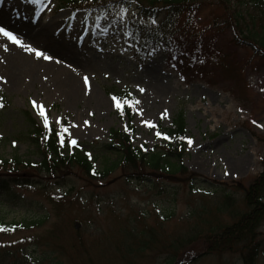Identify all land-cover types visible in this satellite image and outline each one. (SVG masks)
Segmentation results:
<instances>
[{"label":"rangeland","instance_id":"374dc122","mask_svg":"<svg viewBox=\"0 0 264 264\" xmlns=\"http://www.w3.org/2000/svg\"><path fill=\"white\" fill-rule=\"evenodd\" d=\"M57 1L0 0V23L52 57H37L0 34V160L11 172L36 175L0 196V215L39 222L0 233V264H264V179L254 184L264 176V54L236 34L229 17L236 6L191 0L173 14L134 0L89 1L77 6L96 8L82 22L86 11L59 10ZM94 25L108 35L95 36ZM124 92L139 101L132 123L118 116L113 100ZM33 99L50 120L70 127L67 141H77L94 174L75 163L59 166L58 175L28 168L27 161L45 155L33 128L47 126ZM180 112L186 137L180 171L118 163L105 144L113 129L140 150L166 152L171 137L156 133H167ZM251 185L262 189L261 206L249 222L235 225L249 214ZM225 196L231 205H224ZM227 226L233 232L223 241L231 240V250H211Z\"/></svg>","mask_w":264,"mask_h":264},{"label":"trees","instance_id":"16d2710c","mask_svg":"<svg viewBox=\"0 0 264 264\" xmlns=\"http://www.w3.org/2000/svg\"><path fill=\"white\" fill-rule=\"evenodd\" d=\"M92 1L93 3H102L105 0H58V8H64V7H77L80 6L81 3ZM137 1V3L142 4L143 6L147 8H155L159 11H167V13L176 14L177 12L181 11V9L184 6L189 5L191 0H147L148 4H144L141 0H134ZM226 4L230 5L233 4L236 7L234 8L233 13L231 14L230 20L231 24L234 26V30L236 31V34H238V37L241 39V41L251 42L256 45V47L261 50L264 54V0H223ZM90 3V2H89ZM230 3V4H229ZM250 6H253V10L250 9ZM257 9V13H255L254 9ZM230 7H226V10H229ZM203 49V48H201ZM194 50V49H189ZM259 59H261L264 63V55L260 56ZM122 97V109H118V113L121 117L128 116L130 119H132L133 114L131 113V109L128 111L129 104H124L123 99L126 98L129 102L133 101V98L129 96L127 93H121L120 98ZM132 98V100H131ZM4 99H2V102ZM127 111V112H126ZM175 130H173L174 133H182L184 130V118L181 113H179L175 120ZM33 132L36 134L35 142L38 143L39 149H42V154L44 155V158L41 162H31L27 161L29 164V169L32 170H39L40 168L43 170H46L48 174H51L52 172L56 173L58 172L59 166L67 167L68 163L71 164H80L81 166H84L86 171L88 173H92L93 169L91 166V163L88 162V160L85 157H80L79 153L74 154L73 149L69 150L68 155L63 156L62 152H60L61 148L58 145L57 135L54 134V132H50L48 128H40L39 126L37 128H33ZM111 140H118L122 141L120 144H117L116 142L111 141L112 147L117 153L118 163H123L127 166H132V168H136L137 162H142L143 167H149L151 169H163L166 170L170 166L173 167L174 171H180L184 169V167L181 164V157L183 156V148H175L172 149L171 152H168L167 154H163L162 152H149L147 154H143L141 150L138 148H133L131 142H127V136H121L120 134H117L116 131H111ZM44 140V141H43ZM3 141L2 138H0V143ZM41 141V142H40ZM65 142H67L65 138ZM73 151V153L71 152ZM51 154H55L52 156ZM17 159V160H16ZM176 160V161H174ZM12 161H14L16 164L20 162L18 158H14ZM8 162L0 160V196H4L3 193L7 192L12 184H15L16 182L23 181L24 183L31 182V179L36 177V175H29V174H19L16 172H11L6 168V164ZM117 165V163H115ZM114 164L110 165V167H107V170L114 168ZM144 174L147 172H143ZM58 175V174H57ZM101 175H104V173H101ZM264 179V176H260L259 179L254 184H260ZM253 184V185H254ZM251 185L248 189L245 190L247 194V199L245 200L246 203L249 206V214L248 213H241L238 221L235 225L239 223L246 224L249 222L248 220L251 219V217H255L256 210L261 206V204L258 202L257 198L261 192L262 189H255V186ZM253 186V187H252ZM2 193V194H1ZM224 198V197H223ZM224 205H231L232 201H229L227 197L225 196ZM1 203H0V211ZM232 218H235L239 214L236 212H232ZM236 221V219H235ZM39 223V222H38ZM37 222L30 221L23 219L21 221H14V222H7L2 215H0V225L3 226V231H0V233H6L9 234L10 232L14 231H20L23 229H30L34 225H36ZM232 226V225H229ZM229 226L226 227V230L222 232L220 235L223 237H218L219 239H222V241L219 243L218 246L214 245V241L209 244V248L213 251H228L231 250V240L229 242L223 241L224 237L227 235V231H232L233 229ZM214 230V229H212ZM224 233V234H223ZM257 248V246L255 245ZM255 248V249H256ZM172 260V259H171ZM171 262H168L170 264Z\"/></svg>","mask_w":264,"mask_h":264},{"label":"snow or ice","instance_id":"6c2138e0","mask_svg":"<svg viewBox=\"0 0 264 264\" xmlns=\"http://www.w3.org/2000/svg\"><path fill=\"white\" fill-rule=\"evenodd\" d=\"M0 34H2L3 37H6L8 41H11L15 44H19L23 47H26L28 51L33 52L37 57H43L44 59H52V57L47 56L44 52H42L38 48H34L31 45H24L23 41L19 39V37L16 34H14V32L8 30L7 26L4 25L3 23H0ZM4 47H5V50H7V43L4 44ZM0 79H3V78L0 77ZM84 81L85 83H87L88 81L87 76L84 77ZM261 90L264 91V89H261ZM141 91H143V89H141ZM0 100H2V98H0ZM113 100L116 101V107L123 110L122 109V99L114 96ZM31 102L34 107H37L39 109V115L43 118L44 124L48 127L49 131L54 132L55 135L59 136L60 137L59 142L60 144L63 145L65 143V134H68V136L71 137L70 127L67 126L66 124L60 123L59 120H56V121L50 120L47 110L45 109L42 102L38 104L35 99H33ZM123 103L129 104V107H134L136 104L139 103V101H132L131 103H129V101L126 98H124ZM0 107H3L2 102H0ZM140 111L142 114V110ZM54 123L60 124L59 131L54 130L53 128ZM144 123H146L149 127H155V125L151 121H144ZM253 123H256V122L253 121ZM261 127H264V125H261ZM156 135L157 136L163 135L165 136V138H168L165 133L157 132ZM188 142L189 144H191L192 140L188 138ZM69 143H71L72 145H76L77 141L75 139H69ZM3 230H6V229H4L2 225H0V231H3Z\"/></svg>","mask_w":264,"mask_h":264},{"label":"bare ground","instance_id":"6f19581e","mask_svg":"<svg viewBox=\"0 0 264 264\" xmlns=\"http://www.w3.org/2000/svg\"><path fill=\"white\" fill-rule=\"evenodd\" d=\"M3 24H4V25H8V24H6V23H4V22H3ZM9 28L12 29V27H9ZM15 29H16V28H15ZM43 48H44V50L49 51L51 54H52V53H55V51H54V50H51L50 47H48V46H45V45H44ZM32 64H34V62H33ZM35 68H36V63H35V66H33V65L30 66V69H35ZM51 78H53L54 80H56V81H58V82H60V83H62V82L65 80V79H62L61 76H59L58 74H55V73H53V75H52Z\"/></svg>","mask_w":264,"mask_h":264},{"label":"water","instance_id":"95a60500","mask_svg":"<svg viewBox=\"0 0 264 264\" xmlns=\"http://www.w3.org/2000/svg\"><path fill=\"white\" fill-rule=\"evenodd\" d=\"M77 226H79V225L77 224Z\"/></svg>","mask_w":264,"mask_h":264}]
</instances>
